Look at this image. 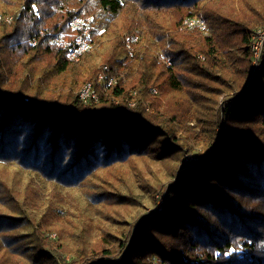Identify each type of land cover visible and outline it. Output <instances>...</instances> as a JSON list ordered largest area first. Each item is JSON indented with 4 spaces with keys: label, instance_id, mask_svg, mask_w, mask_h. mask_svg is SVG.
Segmentation results:
<instances>
[{
    "label": "trees",
    "instance_id": "obj_1",
    "mask_svg": "<svg viewBox=\"0 0 264 264\" xmlns=\"http://www.w3.org/2000/svg\"><path fill=\"white\" fill-rule=\"evenodd\" d=\"M2 1L0 264H264V0ZM193 17L207 34L182 28ZM75 18L78 62L51 44ZM180 168L124 245L123 209Z\"/></svg>",
    "mask_w": 264,
    "mask_h": 264
},
{
    "label": "built area",
    "instance_id": "obj_2",
    "mask_svg": "<svg viewBox=\"0 0 264 264\" xmlns=\"http://www.w3.org/2000/svg\"><path fill=\"white\" fill-rule=\"evenodd\" d=\"M183 26L185 28H197L199 31H201L204 34H207V27L202 19H186V21L183 23ZM69 30L71 32L76 33V36L73 37L71 40H65L64 35L62 33L57 34L52 40L51 44L58 45L63 44V47L67 49V58L70 61H78L79 58L87 51L90 50V44L87 40L89 37V31L86 23L81 18H75L69 23ZM264 44V28L258 29L252 36V52H253V65H256L259 56L262 50ZM131 54V52H130ZM165 63H168V61H164ZM100 81H96L97 85H104V83L107 82V85H112L116 81L113 77L107 78L106 76H99ZM79 97L80 99L86 104L89 103V101L94 100L97 101V93L94 90V87L91 83L85 84L80 90H79ZM163 206V204L161 205Z\"/></svg>",
    "mask_w": 264,
    "mask_h": 264
},
{
    "label": "rangeland",
    "instance_id": "obj_3",
    "mask_svg": "<svg viewBox=\"0 0 264 264\" xmlns=\"http://www.w3.org/2000/svg\"><path fill=\"white\" fill-rule=\"evenodd\" d=\"M2 2V6L5 9V11H10L7 4L5 2ZM35 14L37 16H39L38 11L35 12ZM193 19H201L199 17H193ZM125 22H129L128 18L124 19ZM186 20L183 21V23ZM205 22V21H204ZM206 24V23H205ZM119 26V23H117V27ZM123 27V24L120 26V28ZM207 27V26H206ZM182 28H184V26H182ZM195 28V27H194ZM264 28V25L261 27ZM193 29V28H192ZM208 29V28H207ZM208 33V31H207ZM136 43V40H129L127 38L124 37V47L126 49L127 52H129L130 50L133 51L134 49V44ZM78 62V61H76ZM105 76L106 74L104 73H99L97 75V79L96 81H100V77L99 76ZM99 88L103 89V86L98 85ZM201 153V149L195 145H191L188 148V151L186 152V161L188 162H194L196 161L199 157H200ZM179 172L175 174V176L173 177H169L166 178V172L161 170L158 172V176L155 177V179L158 181L159 185H162L159 188V185L157 186L155 192H154V202L149 201V199H146L147 203L146 206H144V208L140 209L139 211L134 210L133 212H129L128 209H123L122 211V219H125L127 221L126 225H125V234L123 237V242L124 245H127V242L129 241L130 235L132 234V232L134 231V229H136L137 223L139 218L143 215V214H151L152 212H159L162 211L163 209L166 208V202H167V196H168V191L170 188L176 187V185L178 184V180H179V174H181V172L183 171V169H179ZM12 172H15V170L13 169ZM147 176L149 177V179L151 180V182L155 184L154 182V172L150 173V172H146ZM159 188V189H158ZM169 198V197H168ZM163 204V206H161ZM65 229H67L68 231H70V228L67 225H62ZM51 237H54V234L51 235Z\"/></svg>",
    "mask_w": 264,
    "mask_h": 264
}]
</instances>
